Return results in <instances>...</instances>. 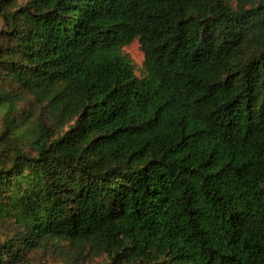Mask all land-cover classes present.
Returning a JSON list of instances; mask_svg holds the SVG:
<instances>
[{"label": "trees", "instance_id": "1", "mask_svg": "<svg viewBox=\"0 0 264 264\" xmlns=\"http://www.w3.org/2000/svg\"><path fill=\"white\" fill-rule=\"evenodd\" d=\"M0 20V264L52 241L264 264V0H0Z\"/></svg>", "mask_w": 264, "mask_h": 264}, {"label": "rangeland", "instance_id": "2", "mask_svg": "<svg viewBox=\"0 0 264 264\" xmlns=\"http://www.w3.org/2000/svg\"><path fill=\"white\" fill-rule=\"evenodd\" d=\"M1 25V20H0ZM122 54L126 55L133 63L137 74L142 72L143 68V52L137 39L121 48ZM24 104H18V107L25 109L28 107L29 102L24 101ZM2 228L0 227V236ZM2 237V236H1ZM78 258V262L73 259ZM101 264V257H90L84 255V252L78 254V249L74 246L67 244L65 241H52L46 246L30 253L29 261L26 264Z\"/></svg>", "mask_w": 264, "mask_h": 264}]
</instances>
